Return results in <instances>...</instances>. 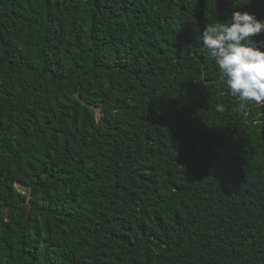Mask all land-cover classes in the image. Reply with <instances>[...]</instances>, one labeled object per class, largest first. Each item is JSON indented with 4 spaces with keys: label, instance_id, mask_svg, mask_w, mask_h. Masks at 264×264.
I'll list each match as a JSON object with an SVG mask.
<instances>
[{
    "label": "trees",
    "instance_id": "1",
    "mask_svg": "<svg viewBox=\"0 0 264 264\" xmlns=\"http://www.w3.org/2000/svg\"><path fill=\"white\" fill-rule=\"evenodd\" d=\"M234 11L0 0V264H264V105L197 43Z\"/></svg>",
    "mask_w": 264,
    "mask_h": 264
},
{
    "label": "clouds",
    "instance_id": "2",
    "mask_svg": "<svg viewBox=\"0 0 264 264\" xmlns=\"http://www.w3.org/2000/svg\"><path fill=\"white\" fill-rule=\"evenodd\" d=\"M262 31L264 20L234 11L230 22L216 19L197 38L212 58L222 85L242 110L251 104L264 105V41L254 39ZM216 110L224 112V105L218 103Z\"/></svg>",
    "mask_w": 264,
    "mask_h": 264
},
{
    "label": "rangeland",
    "instance_id": "3",
    "mask_svg": "<svg viewBox=\"0 0 264 264\" xmlns=\"http://www.w3.org/2000/svg\"><path fill=\"white\" fill-rule=\"evenodd\" d=\"M17 186H18L20 189H22L23 191H25L24 188L21 187V185L18 184Z\"/></svg>",
    "mask_w": 264,
    "mask_h": 264
}]
</instances>
